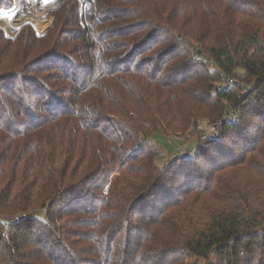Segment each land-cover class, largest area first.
<instances>
[{
  "label": "trees",
  "instance_id": "1",
  "mask_svg": "<svg viewBox=\"0 0 264 264\" xmlns=\"http://www.w3.org/2000/svg\"><path fill=\"white\" fill-rule=\"evenodd\" d=\"M78 4L0 28V264H264V0Z\"/></svg>",
  "mask_w": 264,
  "mask_h": 264
},
{
  "label": "rangeland",
  "instance_id": "2",
  "mask_svg": "<svg viewBox=\"0 0 264 264\" xmlns=\"http://www.w3.org/2000/svg\"><path fill=\"white\" fill-rule=\"evenodd\" d=\"M35 1V0H27ZM48 8H32L29 4L26 5L25 0H12L11 8L0 10V28L8 37L15 38L26 26L34 29L39 36L46 35L51 28L54 27L56 17L54 13L71 0H42ZM78 5H81V19L86 28L92 29L98 24V17L96 13L97 0H77ZM48 10V11H47ZM210 130V123L203 121L202 127L193 132L190 129L183 136H177L165 133L160 130L151 136L154 143L160 147L161 154L156 158V165L158 167H165L167 163L179 157H186L188 155H195L199 150L198 141L195 140L197 136H205L206 132ZM175 134V133H174ZM201 134V135H199ZM195 135V136H194ZM182 151V152H181ZM42 217L43 213H39ZM20 217V215H19ZM15 221V220H14Z\"/></svg>",
  "mask_w": 264,
  "mask_h": 264
},
{
  "label": "bare ground",
  "instance_id": "3",
  "mask_svg": "<svg viewBox=\"0 0 264 264\" xmlns=\"http://www.w3.org/2000/svg\"><path fill=\"white\" fill-rule=\"evenodd\" d=\"M50 1V0H49ZM26 5L29 4L30 10L32 8L41 7V8H48V5H46L42 0H35L33 2L25 0ZM33 11V9L31 10ZM48 11V10H47Z\"/></svg>",
  "mask_w": 264,
  "mask_h": 264
},
{
  "label": "built area",
  "instance_id": "4",
  "mask_svg": "<svg viewBox=\"0 0 264 264\" xmlns=\"http://www.w3.org/2000/svg\"><path fill=\"white\" fill-rule=\"evenodd\" d=\"M202 127V123H199V125H198V129H200ZM195 129H193L192 128V131L191 132H193ZM182 152V151H181Z\"/></svg>",
  "mask_w": 264,
  "mask_h": 264
}]
</instances>
